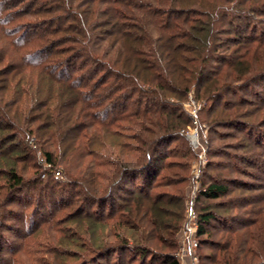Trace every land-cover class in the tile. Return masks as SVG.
<instances>
[{
    "label": "trees",
    "instance_id": "16d2710c",
    "mask_svg": "<svg viewBox=\"0 0 264 264\" xmlns=\"http://www.w3.org/2000/svg\"><path fill=\"white\" fill-rule=\"evenodd\" d=\"M19 1L0 0V32L9 43L0 54V146L7 147L0 151V191L3 187L6 195L16 197L27 186L28 177V183H36L39 190L38 196L28 193L25 199L30 204L36 198L33 212L51 191L76 196L73 186L81 188L80 204H106L118 179L130 177L136 182L140 178L150 187L159 177L160 187L184 182L185 176L178 172L184 164L166 163L172 151L161 149L185 139L181 130L191 119L181 108L183 100L194 93L196 101L216 103L264 78V0H27L22 9L7 10ZM24 14L39 20L23 22ZM25 27L29 32L22 33ZM224 33L233 35L228 41L236 48L223 42L220 35ZM10 46L19 59L14 51L5 62ZM132 100L134 108L129 109L126 103ZM221 107L229 108L225 102ZM30 140L49 165L45 171L32 153ZM179 152L174 155L194 156L190 150ZM206 179L196 209L201 245H209V239L202 237L217 230L211 223L222 217L215 209L224 207L223 203L212 201L232 192L230 181ZM245 199L248 205L262 200ZM121 201L115 207L110 204L114 208L108 218L87 212L60 218L65 224H77L89 235L88 241L80 232L68 235L69 228L59 227L54 217L65 207L63 203L42 215L34 229L26 220L27 210L23 211L25 220L21 217L20 222L27 236L36 237L50 226L61 234L47 235L51 245L39 247L40 253L39 241L36 248L26 244V253L34 258L37 252L34 262L41 264L83 260L107 248L101 240L97 246L93 242L97 228L102 227L121 235L117 245L130 251V260L139 257L141 264H153V260L146 262L151 256L156 264H180L176 251L184 198L161 199L144 191L130 192ZM241 212V217L250 213L246 208ZM141 215L147 222L144 229H149L147 240L156 238L168 248L159 257L142 242L145 236L133 220ZM29 218L36 220L31 214ZM239 223L244 227L245 217ZM226 230L230 233L233 228ZM216 246L211 254L201 256L209 264H252L247 252L253 250L246 247L239 254L238 243ZM48 255H56L50 259L58 263L46 261ZM255 257L261 258L260 253ZM255 264H264V258Z\"/></svg>",
    "mask_w": 264,
    "mask_h": 264
},
{
    "label": "rangeland",
    "instance_id": "374dc122",
    "mask_svg": "<svg viewBox=\"0 0 264 264\" xmlns=\"http://www.w3.org/2000/svg\"><path fill=\"white\" fill-rule=\"evenodd\" d=\"M26 2L27 0L19 1L16 7H14V5L13 7H8L9 5H7V10L14 11L15 9H22V6L27 4ZM22 18L23 19L20 20L23 22L28 18H31L33 22L39 20L37 16L29 17L27 14H24ZM17 20L18 19L15 21ZM25 23L27 22L25 21ZM253 25H256L255 21H253ZM28 30L29 27H25V30L22 31V33L25 31L29 32ZM222 30H226V27H223ZM1 32L0 54L5 51L4 45L8 43V41L5 43V37L1 35ZM220 36L223 42L227 41L226 44L232 46V49L236 48V46L231 45V41H228V37L233 36L232 34L224 33ZM34 45H36V43H33L32 46ZM35 47L38 46L36 45ZM14 51L16 50L10 46V51L8 50V53L5 52V62L11 60V57H13L11 54ZM260 51H263V48L262 50L260 49ZM15 56L16 58L19 56L18 52ZM71 67L72 66H69L68 69L72 70ZM239 84H242V81H240ZM193 95L194 93H192V96L188 95L185 100H183L181 106L183 111L188 114L191 119V123L181 130V134L185 137V139L179 138L177 141L165 144L166 146H161V149L169 148L172 151L171 156L166 159V163L176 161L184 164V167L178 170L180 176H185L186 180L184 182L170 187H160L157 186L161 180L159 177L151 188L147 184L144 185L143 180L140 178H137L136 182L133 181L134 183L131 181L132 178L130 177L123 179L122 182L121 179H118L111 188V196L109 195V197H106V204L93 201H86L80 204L81 201H78L77 197H81L82 194H77L81 193V188H75L73 186V189L77 193L76 196L73 197L67 191L65 193L60 191L54 193L51 191L49 193L50 196L43 199V201L39 202V205L35 207V211H39L38 214L37 212H33L35 201H37L36 198L33 199L30 204H27L28 202L25 200L28 193L38 196L39 191L36 189L38 188L36 183H28L31 182L28 177H26L27 186L23 191L15 193V195H17L16 197L6 195L5 190L1 187L0 264H8L9 261H11V264H41V262H34V259L39 256L38 253L41 251V248L39 249V247L51 245V240H49L47 235L54 237L55 235L60 234L57 233V228L54 227L55 229H53L51 226L49 227V225H46V229L49 227L47 231H38L36 237L33 238L27 236L29 234L26 232L27 230L25 229V224L24 222H20L21 217H24L23 211L25 212V210H27L26 220L30 223L31 229H34L38 222H40L42 215L49 214L59 207L61 203H63L65 207H63V209L54 217L56 221L59 220V227L71 228L70 230L67 229L68 235H74V233L80 232L84 239H89V235L79 229L77 224L75 226L73 225L74 223L65 224L60 221V218H67L68 216L76 215L77 213H83L84 215L85 212L92 214L95 217L102 216L103 218H108L110 216L108 215L110 211L115 206L121 204V196H124V199H127L130 196V192L137 193L149 191L152 196H159L161 199H165L167 196L177 198L183 197L184 208L182 210V216L185 221L186 207L191 202L193 197L195 198L193 204L196 207L195 209H197V196L199 194V190L194 191V185L201 188L206 177V180H208V176H212L220 180L230 181L232 192L228 196H223L215 201H212V203L222 202L224 207L227 205L230 206V209H225L224 207L215 209V211L222 217L220 221L213 220L211 223L212 225L217 226V230L214 229L211 235H205L202 237V239H209V245H201L198 238H195L198 243V248L196 250V256L198 255V264H202V262H207L209 264V260H203L201 256L211 254V252L217 248L216 245L219 242L222 246L227 244L231 245V243H238L240 248L239 254H241L243 249L246 247L253 250L251 253H249V251L247 252L249 256L248 260H253L252 264L262 260L264 258V78H258L251 81L244 90H239L237 93H230L225 97V99H223V101H218L216 103L211 101L205 105V103L203 104L201 101H196ZM175 102L179 103L178 100H175ZM224 102L229 106L228 109L221 107ZM126 104L129 109L134 108L133 100L128 101ZM212 105L215 106L211 112L210 107ZM215 120L220 121L216 122ZM108 137L110 138V136ZM29 146L34 149L32 153L34 156H37L39 164H42L43 162L39 157L41 153L39 154L37 149H35L33 141H29ZM6 150V144L4 147L0 146L1 152ZM187 150L192 151L194 156L190 158H181L174 155L176 153H180L179 151ZM43 170H46L45 167H43ZM162 173L166 174L167 170H164ZM2 181L3 180L0 179V184ZM240 186H242V189ZM247 188H251L252 191H247ZM70 189H72V187H69V190ZM247 195L249 196V200L251 197L253 200H256L257 198L262 200H259L255 204L248 205L247 202L249 201L245 199L248 198ZM21 198L24 200H20ZM111 203H114V207L112 209L110 207ZM104 205H106V207ZM146 206L147 205L144 207ZM244 208H246L247 211L249 210L250 213L241 217V210ZM165 210L167 211L166 208ZM119 212L120 208H118L116 213L118 214ZM30 214L31 217L34 216V218H36L35 221L34 219H31L30 221ZM243 217H245V220L247 221V224L244 227L239 223V220ZM169 218L170 220L172 219L171 216ZM23 219L25 220V217ZM133 220L140 224V228L146 239L142 242L145 245H149L150 249H152L151 251L157 253L158 256L161 251L168 250L165 243L160 242L158 239L156 240V238L151 242L147 240V237L149 236V229H144L147 227V225H145L147 222H145V219H142V215L140 217L138 216L133 218ZM116 228H118V232L121 233V226ZM229 228H233V231L227 233L226 229ZM97 229V233L93 235V242L97 246L101 243V240L103 245H107V248H104L103 251L101 250V252L97 254H89L83 260L66 258L60 259V261L64 260L67 262L66 264H141V258L137 257L136 260L135 258L130 260V251H122L120 245H117V243L121 241V235L113 233L109 228L101 227ZM114 234L118 235L115 236ZM177 236L179 238V248L177 249L176 254H178V252L182 249L183 245L185 235L182 232V228ZM38 241L39 243L37 245L36 242ZM29 243L30 246H33V248H36V245L38 246V248H36L38 253L34 252L36 254L34 258L31 257L29 253H26L27 249L25 246ZM85 252L88 253L86 250ZM259 253L261 258L255 257ZM80 255H83L81 251ZM44 256L45 255L42 254L40 255V257ZM53 256L57 257L56 255H48L45 257L46 261L57 262L54 259H50L53 258ZM182 256L183 257L180 256L181 264H188L191 262L190 257L187 258L184 253ZM246 256L247 255L244 257ZM82 257H85V255ZM154 258L152 259L151 256H148L146 262L148 263L153 260L155 262L153 264H156L157 259Z\"/></svg>",
    "mask_w": 264,
    "mask_h": 264
},
{
    "label": "built area",
    "instance_id": "2783aa9c",
    "mask_svg": "<svg viewBox=\"0 0 264 264\" xmlns=\"http://www.w3.org/2000/svg\"><path fill=\"white\" fill-rule=\"evenodd\" d=\"M193 136V135H192ZM191 136V137H192ZM193 139V138H192ZM194 141V139H193ZM40 154V152H39ZM41 161L43 162L42 164L44 165L43 167H45V169H47L49 167L48 164H46V160L44 158L43 155H39ZM56 175L60 176V172L56 171ZM45 175L43 174V177ZM195 190H199L200 188H198L197 185H194V191ZM194 197L191 200V202L187 205L186 207V219L183 223L182 226V232L184 233V239H183V245H182V249L178 252L177 256L178 259L180 261L181 264V259L180 256H182V254L184 253V255H186V257H190V263L188 264H198L197 259H198V255L196 256V250L198 248V243L197 240L195 239L197 237V229H198V214L197 211L195 209V205L194 203Z\"/></svg>",
    "mask_w": 264,
    "mask_h": 264
}]
</instances>
